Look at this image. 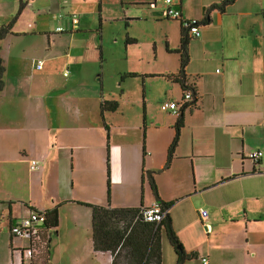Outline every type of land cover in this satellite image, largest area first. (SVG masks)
Segmentation results:
<instances>
[{"label": "crops", "instance_id": "0c3cea01", "mask_svg": "<svg viewBox=\"0 0 264 264\" xmlns=\"http://www.w3.org/2000/svg\"><path fill=\"white\" fill-rule=\"evenodd\" d=\"M31 1L35 0H20L17 9L19 10L21 2L25 4L23 8H27ZM151 1L130 0L125 4L146 5V10L153 11L152 17L164 18L161 15L162 8L159 1L155 9L149 6ZM192 1L195 2L190 4ZM238 1L235 0L231 4H227L224 11H221L219 8H211V6L213 4H226L229 0H175L184 18H195L201 22L199 43L204 51L212 42L221 43L228 40L230 32L225 28L221 30L216 39H209L207 33L214 23L213 16L216 13L227 14L231 7L236 6ZM209 12H211L210 16ZM4 28L6 27L3 26L1 30ZM15 29L16 22L14 21L10 27V32L5 37L13 32L16 36L29 33ZM131 41L130 43L127 42L128 45L126 44V59H129L128 50L130 46L137 43L134 39ZM223 46L222 65L227 66L230 70L225 69V73H222L218 78L219 83L223 85V96L220 101L218 102L216 95L204 86L203 81L200 83L205 73L201 70L192 69V62L190 61L186 67L187 84L194 87V98L197 101L193 105L190 102L187 103L184 108L181 106L182 112L177 119L171 117L172 119H164L158 123L154 121L153 117H149V108L155 111L157 107H153L152 101L148 100L146 96L144 124L124 123L125 110L122 106L127 104L132 107L139 106L137 100L133 99L132 95H128L123 88L120 93L121 96L118 97L115 94L116 89L113 92L107 90L103 84V76L99 79V85L91 78L86 67H81L80 64L75 67V63L72 61L80 62L83 51L78 50L75 53L73 44L72 47L67 48L66 52L57 53L58 58L65 56L67 63L53 64L55 60L51 58L53 55L48 52L51 50L49 48L32 58L31 73L20 72L18 75H14L15 83L11 85V89L15 88V91H21L27 82L29 89H31V93L28 95L19 96L18 92L9 94V78L5 79L3 76L4 86L0 91V107L2 109L5 106L7 116L4 118L5 124L0 125V129L5 132L8 140L5 143L0 141V161H4L5 155H9L6 157L10 160L26 162L29 169L32 160L39 161V167L32 171L40 174L44 187L40 201L34 198L27 200L20 194L9 195L0 199V205H8L9 208L7 219L11 236L10 248L13 255L8 264H19L21 260L20 253H15L19 249L16 250L12 247V238L15 236L11 230L12 226L22 216L28 215V211L32 208L51 210L55 207H58V225L54 230H51L48 251L37 254L31 260V264H63L64 260H67L68 264H112L113 257L110 252H96L94 250L93 227L91 238L87 223L83 220L80 211L76 209L78 206L86 208L91 215L92 225V209L80 202L100 205L111 203L104 200L101 183L95 178L93 179V186L98 188V194L93 198L86 196L83 185L86 170L83 167L82 158L93 160V157L85 153V147H93L101 156L100 159H97L94 169L101 173L103 170L101 159L106 158L104 147L107 145L110 173L117 164L124 178L129 177L137 182L138 177L135 175L137 161L140 162L141 154L142 157L144 156V148L146 149L152 143L151 133L148 128L145 130V124L148 123L152 129L165 126L170 131V135L166 141L162 142L160 148L146 150L145 155L150 156L148 166L150 168L157 167L156 159L162 156L163 159L159 167L161 165V168L163 167L165 170L177 166L180 171L172 190L170 189L166 193L158 190V193L163 201L173 203L168 208V214L171 218L172 228L183 249L187 253H195V257L186 260L183 264H202L201 258L203 256L208 257L209 264H264V108L260 107L257 99L250 104L249 101L238 100V95H227V85L234 79L235 75L233 65L229 62L238 58L233 57L234 54H226ZM2 47L1 45V49ZM189 51L192 53L190 47ZM175 54L179 55L178 53ZM99 55L102 60V48ZM0 56L5 61L1 51ZM38 60H43L42 69L37 68ZM48 61L52 63L46 66ZM148 63L150 62L148 61ZM67 65L68 69L71 68L75 73L65 74L67 71L64 69ZM151 66H159V63ZM162 67L164 68L154 69L142 65L141 68H131L120 75L121 84L119 83V85L121 86L129 79L143 77L144 86L147 90L146 79L162 80L164 82V96H160L157 103L159 101L162 103L165 100L181 101L183 94H179L178 88L174 84L180 86L181 93H183L182 87L170 77V74L178 72L180 64L163 65ZM6 69L5 72H7ZM61 70L63 71V78L56 76L55 73V71L60 73ZM217 72L221 73L219 68ZM131 73L134 75H128ZM251 73L250 71L240 73L239 86L242 88V95L247 91L246 87L248 89L251 84L253 92L255 91V77L251 78ZM249 78H251V83L246 86V80ZM119 85L116 84L117 88L120 87ZM190 91L193 93L192 90ZM125 94L128 98H123ZM256 96L253 94V97ZM104 100L117 101V110H106L102 114L101 102ZM208 103L210 106L205 113ZM180 115H183L184 122L180 130L178 145L169 167H166L168 149L175 136V125ZM1 119H3L2 115L0 116ZM106 125L109 126V130L106 129ZM18 131H24L22 134L26 139L25 141L20 140V135L19 137L15 135ZM15 140L17 144L14 143ZM250 140L257 144L255 149L247 152L250 149L247 146ZM21 141L23 147L20 146ZM9 149L12 154H9ZM255 150L261 152L258 163L249 158ZM250 159L253 164L249 162ZM70 161L71 167L69 169L73 173L77 172L78 178L69 177L68 166ZM143 167L145 168L144 165ZM123 170H126L125 175ZM34 172L31 174L33 175ZM50 172L56 175L55 184L49 178ZM88 172L95 177L93 171ZM144 172L145 170L142 169V185L146 184ZM54 186L55 192L52 190ZM75 186L84 196L74 193ZM149 187L151 193L149 191L142 192V195L147 194V202L143 201L139 206L130 204L132 206L123 207H147L158 202L150 184ZM64 188L67 189L68 194L64 192ZM45 189L48 191V198H46ZM67 206L70 207L67 208ZM201 209H208L209 211L208 218L205 220L200 215ZM5 212L4 207H0L2 219L5 217ZM63 215L75 228L72 230V234L75 235L77 239L75 245L81 249V252L75 251L73 247L68 250L67 245L63 243L65 236H68L60 229ZM83 227H86L87 233L85 235L79 232ZM164 235L167 243L164 242ZM17 245L25 247L26 239L22 238L17 241ZM177 259L176 249L170 243L166 232L163 231L162 264H176Z\"/></svg>", "mask_w": 264, "mask_h": 264}, {"label": "rangeland", "instance_id": "374dc122", "mask_svg": "<svg viewBox=\"0 0 264 264\" xmlns=\"http://www.w3.org/2000/svg\"><path fill=\"white\" fill-rule=\"evenodd\" d=\"M19 1L0 0V30L3 26L7 27L11 22L15 21V30L29 32L28 34L19 36H16L15 32H13L0 41V51L5 58L3 64L7 68L4 78H9V94L18 92V95L22 96L31 93L27 82H25V86H23L21 91H15V88L11 89V85L15 83L14 75H18L20 72L31 73V60L38 53L41 54L45 49L51 48L48 52L53 55L51 57L55 60H52L53 64L67 63L65 56L58 58L57 53L66 52L67 48L72 47L73 44L75 53L78 50L83 51V57L80 62L72 61L75 64L71 62L75 67L79 66L78 64L81 67H86L91 78L99 85V79L103 76V84L107 90L113 92L116 89L115 94L118 97L121 96L120 93L123 88L128 95H132V98L137 100L139 106L132 107L128 104L122 106L123 110H125L124 123L144 124L146 114L144 111L145 96L148 100L152 101L153 107H157L155 111L149 108L148 112L149 117H153L155 122L158 123L164 119H177L179 113L164 110L160 103L161 101L157 103L158 98L164 96V82L162 80L146 79L148 84L147 90L144 86L143 77L129 79L121 85L122 87L119 83L121 80L120 75L131 68H141L144 65L147 68L162 69L164 68L162 67L163 65L174 66L176 63L180 64L179 55L175 54L179 48L181 37V22L179 20L166 19L165 17L158 18L157 16L152 17L153 11L146 10V5L125 4V2L130 0H102L101 4H99V0H35L29 2L27 8H23L21 12L17 9ZM194 2L192 1L190 4ZM159 4L163 8V1L159 0ZM73 17L79 19L77 29L73 26ZM213 20L214 23L211 25L207 37L209 39L218 38L223 28L230 32V37L221 43H210L206 51H204L202 45L199 43L200 38H191V45H189L192 51V53L189 51L190 61L192 62L191 68L205 73L200 83L203 81L205 83L204 86L216 95L219 102L223 96V85L219 83L218 78L228 68L222 65L221 53L222 46L224 45L226 54H234L233 57L238 58L229 62L233 65L235 75L234 79L227 85V95H238V100L249 101L248 103L250 104L257 99L260 107L264 108V0H239L236 6L231 7L227 14L216 13L213 16ZM58 27H61L62 30L58 29ZM128 37L134 39L137 43L130 46L128 50L129 59H126L125 49L127 47L126 44L128 45ZM1 45L3 46L2 49ZM100 47L102 48V60L99 55ZM141 58L143 59L140 60ZM148 61L150 65L146 66L148 65ZM51 63V61H48L46 66H49ZM157 63H159V66H151ZM68 65L64 69L67 71V75L69 72L75 73L71 68L68 69ZM218 68L221 73L217 72ZM228 70L230 69L228 68ZM244 71L252 72L250 77H255L256 85L253 92L252 84L250 85L251 78L246 80V86L250 85V87L248 89L246 87L247 91L242 95L239 77L240 73ZM55 73L56 76L64 77L62 70L60 73L58 71H55ZM116 84L120 87L117 88ZM174 86L178 88L179 94L182 95L180 86L178 84H174ZM127 94L123 98H128ZM253 94L257 96L253 97ZM209 106L208 103L205 113H207ZM1 115L3 119L0 120V125L3 126L5 124L4 118L7 116L5 114V106L2 109L0 107ZM146 128H148V131L152 135L150 138L152 143L145 149L147 151L160 148L162 142L166 141L168 135H170V131L165 126L152 129L150 123H148L145 124V130ZM22 132L24 133V131ZM22 132L18 131L15 135L18 137L20 135V140L25 141L26 139ZM152 133L157 136H154ZM6 136L5 132L0 129L1 142L5 143L8 140ZM22 141L21 147H23ZM14 143L17 144V141L15 140ZM256 144L255 141L250 140L247 143V146L250 147L247 152L255 149ZM13 147L15 146L13 145ZM8 152L12 154L10 149ZM85 153L93 157V160L91 158H82L83 167L86 170V176L83 179L85 194L88 198H93L98 194V188L93 186V179L95 178L101 183V192L104 195V200L106 202L109 200L112 207L139 206L141 202H147L148 196L147 194L142 195V192H150L149 171H153L154 174L157 173L154 180L157 189L163 193L168 192L170 189L172 190L174 181L179 177L180 171L177 166L165 170L163 167L161 168V165L159 167L163 159L162 156L156 159L157 167L150 168L148 166L150 156L144 155L142 157V154L140 162L137 161V172H135V175L138 177L137 182L129 177L124 178L117 164H115L110 173V167L108 171L107 145L104 147L106 158L101 159L103 170L101 173H98L94 168L97 159L101 158L100 154L93 147H85ZM63 154H66V152H63ZM6 156L9 155H5L4 161H0V199L9 195L20 194L27 200L34 198L40 201L42 191H44L40 174L29 169L26 162L10 160ZM249 158L251 157L249 156ZM249 162L253 164L251 159ZM70 167L71 161L68 166L69 177L73 179L78 178L77 172H71ZM142 169L145 170V185L141 183ZM88 171H93L95 177ZM33 172L34 174L32 175L31 173ZM132 172L134 174V171ZM123 173L125 175L126 170H123ZM49 174V178L54 182L57 179L55 173L50 172ZM52 190L55 192V186ZM66 191L67 189L64 188L65 193H67ZM45 193L46 198H48L47 189H45ZM74 193L83 195V193L76 189V186ZM50 199L52 200V197ZM0 207H4L6 211L4 219L0 216V264H8L11 262L13 255V251L10 248L11 236L8 230L9 221L7 219L9 208L8 205H0ZM76 209L80 211L83 220L87 223L89 234L92 238L90 213L82 206H78ZM25 211H27L26 208ZM60 229L68 235L65 236L63 242L64 245H67L66 248L71 250V247H73L75 251L81 252V249L75 245L77 239L72 234V230L75 228H73L71 222L65 219V215L61 218ZM79 232L85 235L87 233L86 227L81 228ZM163 237L164 242L167 243L166 236L164 235ZM12 239V247L16 250L19 249V251L15 252L16 254H19L20 249L29 246L28 239H26L25 247L17 245V241L22 239L20 236H13ZM24 261L25 264H31L29 258L24 259ZM63 264H68V261L64 260Z\"/></svg>", "mask_w": 264, "mask_h": 264}, {"label": "trees", "instance_id": "16d2710c", "mask_svg": "<svg viewBox=\"0 0 264 264\" xmlns=\"http://www.w3.org/2000/svg\"><path fill=\"white\" fill-rule=\"evenodd\" d=\"M235 0H229L226 4H213L211 8H219L224 11L227 4H231ZM101 4V0H99ZM24 2H21L19 12L24 7ZM170 19V18H168ZM181 22L180 19H176ZM9 26L0 30V41L10 32ZM192 37L188 35L181 23L180 45L176 53L180 56V68L177 73L170 74L174 81L178 82L182 87V97L186 91H193V101L195 104L197 99L194 98L195 90L187 84L186 67L190 62L189 44ZM132 39L127 38L130 43ZM5 66L3 59L0 56V91L4 86ZM134 75V73L128 74ZM118 108L117 101L104 100L101 102V113L106 110L115 111ZM104 118V117H103ZM183 115H180L175 125V136L168 149L166 167H168L174 157L175 149L178 145L180 130L183 126ZM109 130V126L106 125ZM146 150L144 148V155ZM108 171H109V156ZM150 184L157 201L164 207L170 208L173 203L163 201L158 193V189L154 180L153 171L148 173ZM109 193V192H108ZM110 197V194H109ZM108 202H110L108 200ZM92 209V227H93V246L96 252H110L113 259L112 264H162V232L165 231L170 243L176 249L178 259L176 264H183L186 260L195 257V253H187L178 239L175 231L172 228L171 218L167 213L165 219L159 224L155 222L145 221L141 210L143 207H112L108 205H100L94 203L80 202ZM31 210H36L32 208ZM46 220L44 227L54 230L58 225V207L51 210H45ZM49 248V247H48ZM48 251V249H47Z\"/></svg>", "mask_w": 264, "mask_h": 264}, {"label": "built area", "instance_id": "2783aa9c", "mask_svg": "<svg viewBox=\"0 0 264 264\" xmlns=\"http://www.w3.org/2000/svg\"><path fill=\"white\" fill-rule=\"evenodd\" d=\"M159 0H152L149 3V6L152 9L157 7V2ZM163 1V8L161 9V15L165 18L170 19H180L181 23L188 33V35L192 38H199L201 35L200 26L201 22L195 18H184L181 10L178 8L175 0H160ZM73 26L77 28L79 23V19L77 17H73ZM58 29L62 30L61 27ZM37 68H43V60H38ZM67 74V73H65ZM193 101V93L189 90L186 91L184 97L181 101H172L165 100L161 103L162 108L164 110H171L176 113H181L180 107L183 108L187 105V103H191ZM182 108V109H183ZM251 158L255 163H258L261 158L260 150H255L251 154ZM39 167V161L32 160L30 163V169L35 170ZM168 213V209L164 208L159 202L154 203L151 206L143 207L141 210V214L145 221L155 222L159 224L162 222ZM201 217L205 220L208 218L209 211L208 209H201L200 211ZM46 220V212L45 210H30L29 214L26 216H22L19 221L12 226L11 230L13 235L20 236L21 238L28 239L29 246L20 249L21 260L19 264H23L24 259L29 258L31 261L37 254L42 251H46L49 247V241L51 238V230L46 229L44 227V222ZM202 264H209V260L207 256H203L201 258Z\"/></svg>", "mask_w": 264, "mask_h": 264}]
</instances>
